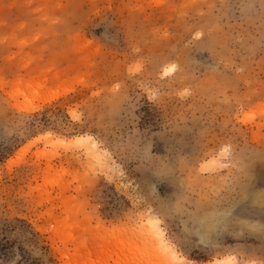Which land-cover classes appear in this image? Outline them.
Instances as JSON below:
<instances>
[{
	"label": "rangeland",
	"instance_id": "1",
	"mask_svg": "<svg viewBox=\"0 0 264 264\" xmlns=\"http://www.w3.org/2000/svg\"><path fill=\"white\" fill-rule=\"evenodd\" d=\"M152 222L264 264V0H0V264H182Z\"/></svg>",
	"mask_w": 264,
	"mask_h": 264
},
{
	"label": "bare ground",
	"instance_id": "2",
	"mask_svg": "<svg viewBox=\"0 0 264 264\" xmlns=\"http://www.w3.org/2000/svg\"><path fill=\"white\" fill-rule=\"evenodd\" d=\"M69 93L70 92H64L63 94H60V96H57L55 99H57L61 96H64V95H68ZM59 142L62 143V141L60 139H58L56 144H59ZM63 142H65V144H67V145H72L74 143L75 144L79 143L78 145H80V143H81L82 145L85 146L86 151L88 152L91 159H93L96 162L100 163V162H103L104 160L107 161L110 158L104 150H101V148H99V143L96 140H94V138L91 136H79V137H76L75 139L70 140L68 142L67 141H63ZM152 224L155 225L154 222H152ZM154 230L157 231L156 235L159 237V241L157 244L158 248L164 249L167 253H169L171 256H173V258L176 262L186 264L185 263L186 261L184 260V258L181 257L178 254V252L165 239L164 233L161 231V229L157 228L155 225ZM206 264H236V263H235L234 258L230 257V258H226V259H216V260H214V262L206 263Z\"/></svg>",
	"mask_w": 264,
	"mask_h": 264
}]
</instances>
